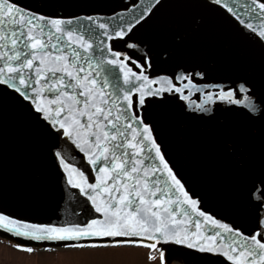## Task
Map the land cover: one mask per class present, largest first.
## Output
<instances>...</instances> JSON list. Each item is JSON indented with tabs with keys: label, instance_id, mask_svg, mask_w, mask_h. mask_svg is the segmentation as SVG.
<instances>
[{
	"label": "snow or ice",
	"instance_id": "1",
	"mask_svg": "<svg viewBox=\"0 0 264 264\" xmlns=\"http://www.w3.org/2000/svg\"><path fill=\"white\" fill-rule=\"evenodd\" d=\"M173 7L194 11L167 20ZM216 13L255 49L219 79L208 49L192 46ZM150 24L165 38H138ZM155 60L166 67L149 75ZM9 105L51 141L52 163L77 190L69 200L85 198L91 218L31 223L0 208L7 237L67 249L145 247L159 252V264H170L173 245L209 264H264V0H0V123ZM177 112L211 133L214 155L235 166L230 211L243 224L202 210L186 188L159 133ZM69 141L90 173L66 163L61 142ZM92 238L102 242L78 243Z\"/></svg>",
	"mask_w": 264,
	"mask_h": 264
},
{
	"label": "water",
	"instance_id": "2",
	"mask_svg": "<svg viewBox=\"0 0 264 264\" xmlns=\"http://www.w3.org/2000/svg\"><path fill=\"white\" fill-rule=\"evenodd\" d=\"M111 6L119 0H109ZM119 10V9H117ZM194 9L170 8L167 20H176L181 14ZM111 13V7L105 9ZM242 14V13H241ZM204 37L194 39L193 47L208 49L207 55L214 59L218 71L213 75L219 79L228 73L231 65L250 59L255 52L253 46L244 38L240 26L225 13H216L206 17L202 26ZM138 38L158 42L164 34L155 25L146 26ZM169 42H170V37ZM118 50L121 45L114 44ZM165 65L158 60L153 62L149 75L162 74ZM155 87V86H154ZM151 110H154V106ZM148 113L145 112V115ZM164 138V147L176 170L186 183V188L194 196L201 197V209L214 215L223 222L234 226L243 224L230 211L235 196L231 184L234 165L214 155V139L203 126L185 121L178 112L175 118L164 123L159 129ZM51 141L41 135L27 117L15 107L9 105L6 118L0 123V208L13 216L31 223L62 225L66 222L83 223L91 218L88 213L90 204L85 198L75 196L69 200V189L64 183L63 171H57L49 156ZM66 163L79 167L86 174L91 172L83 153L71 143L61 142ZM94 175V173H92ZM91 181V177H90ZM193 215V219H195ZM210 232V228L204 229ZM0 238L13 244H30L36 249L64 248L63 242H30L23 239L9 238L0 232ZM100 243L98 238L81 240L78 243ZM77 243V242H68ZM173 259L170 263L209 264V261L182 246H168ZM218 258L212 264H222ZM226 264V262H223Z\"/></svg>",
	"mask_w": 264,
	"mask_h": 264
},
{
	"label": "rangeland",
	"instance_id": "3",
	"mask_svg": "<svg viewBox=\"0 0 264 264\" xmlns=\"http://www.w3.org/2000/svg\"><path fill=\"white\" fill-rule=\"evenodd\" d=\"M148 257L144 247L62 248L27 254L0 241V264H159V255L156 260Z\"/></svg>",
	"mask_w": 264,
	"mask_h": 264
}]
</instances>
